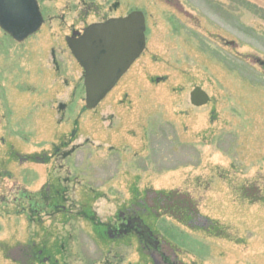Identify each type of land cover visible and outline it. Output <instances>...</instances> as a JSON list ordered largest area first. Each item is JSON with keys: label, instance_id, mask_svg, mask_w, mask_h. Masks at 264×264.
<instances>
[{"label": "rangeland", "instance_id": "rangeland-1", "mask_svg": "<svg viewBox=\"0 0 264 264\" xmlns=\"http://www.w3.org/2000/svg\"><path fill=\"white\" fill-rule=\"evenodd\" d=\"M39 2L45 23L26 42L0 29V264H21L12 251L31 244L57 264H152L105 225L136 197L170 194L205 221L168 210L145 219L180 263L264 264V0ZM134 11L146 48L87 110L66 39ZM197 87L205 106L191 103ZM49 185L66 212L51 201L33 216L27 195Z\"/></svg>", "mask_w": 264, "mask_h": 264}, {"label": "water", "instance_id": "water-1", "mask_svg": "<svg viewBox=\"0 0 264 264\" xmlns=\"http://www.w3.org/2000/svg\"><path fill=\"white\" fill-rule=\"evenodd\" d=\"M43 24L37 0H0V28L15 41L25 42ZM145 32V15L134 11L126 17L92 24L82 34L74 33L66 39L84 71L87 110L95 109L141 57L146 48ZM227 45L235 46V43ZM190 99L196 107L210 101L200 87L191 92Z\"/></svg>", "mask_w": 264, "mask_h": 264}, {"label": "flooded vegetation", "instance_id": "flooded-vegetation-1", "mask_svg": "<svg viewBox=\"0 0 264 264\" xmlns=\"http://www.w3.org/2000/svg\"><path fill=\"white\" fill-rule=\"evenodd\" d=\"M37 2L41 11L39 0H37ZM72 34H74V32ZM57 151L58 154L61 155L60 149H58ZM26 158L27 157H23L19 160H21L20 162L22 163L24 161L29 162L31 157L28 156V158ZM42 158L36 157L33 161L36 163H41L46 161L47 159L46 156L45 159ZM61 158L66 159L67 154L62 155ZM57 194L58 195L55 197L56 200L55 198L53 199L52 189L49 185L45 189V194L42 195V198L37 199L36 197L27 195L31 214L33 216L40 215V212L42 214L43 212H45V210L49 209L48 206L51 204V201H53L56 204L53 205L54 209L58 211L56 212L55 210H53L55 212L54 214L63 212L62 214L64 215V212H66V208L63 203L67 202V196L60 191ZM61 194L62 198L60 196ZM154 199L155 198H153L150 202L147 198L143 199L140 197H136L133 203L118 210L116 212L117 218L114 220V222H111L109 225H105L107 233L106 235L110 241L120 243H122V241H125L127 238H134L138 243L140 250L143 252V255L147 256L152 261V264H182L179 261L176 249L172 247L169 242L164 240L161 235L156 233L152 229V227L149 226L145 221V219L156 214L159 210L165 212L167 209L166 204L169 202L167 199L160 196H157V200ZM14 201L17 203L19 201V198H14ZM40 201H43V203L41 204L42 207L45 206L46 208L42 209V207H36V204ZM177 217L178 219H182L179 215H177ZM187 220L193 224L205 222L200 216L192 215L189 216ZM64 225H68L67 221L64 223ZM35 247V244H31L29 246L17 245L12 251V259H14V254H16L17 256L15 259L19 260L21 264H57V261H55L50 255H47L45 253L46 247H44V250H37L35 249ZM113 250L114 249L111 248V250L108 252L113 254ZM120 250L124 249H118V252L116 254L121 255Z\"/></svg>", "mask_w": 264, "mask_h": 264}, {"label": "trees", "instance_id": "trees-1", "mask_svg": "<svg viewBox=\"0 0 264 264\" xmlns=\"http://www.w3.org/2000/svg\"><path fill=\"white\" fill-rule=\"evenodd\" d=\"M165 198L169 201L166 204V210H168L169 213L171 212V214L174 215L176 219H178L177 215H179L182 219L178 220L186 222L189 216H198L195 205H192L190 201H186L185 199L172 194L165 196ZM189 224L193 225L191 222H189Z\"/></svg>", "mask_w": 264, "mask_h": 264}, {"label": "bare ground", "instance_id": "bare-ground-1", "mask_svg": "<svg viewBox=\"0 0 264 264\" xmlns=\"http://www.w3.org/2000/svg\"><path fill=\"white\" fill-rule=\"evenodd\" d=\"M132 68V67H131Z\"/></svg>", "mask_w": 264, "mask_h": 264}]
</instances>
